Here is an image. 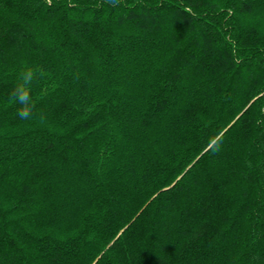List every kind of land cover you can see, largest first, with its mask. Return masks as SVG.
I'll return each mask as SVG.
<instances>
[{"label": "trees", "instance_id": "1", "mask_svg": "<svg viewBox=\"0 0 264 264\" xmlns=\"http://www.w3.org/2000/svg\"><path fill=\"white\" fill-rule=\"evenodd\" d=\"M0 264H264V0H0Z\"/></svg>", "mask_w": 264, "mask_h": 264}, {"label": "clouds", "instance_id": "2", "mask_svg": "<svg viewBox=\"0 0 264 264\" xmlns=\"http://www.w3.org/2000/svg\"><path fill=\"white\" fill-rule=\"evenodd\" d=\"M115 5L118 0H107ZM43 75L42 69L25 65L18 74L16 83L10 93L12 102L18 105L17 115L21 120H30L36 117V102L32 96L34 83ZM38 123L41 126L51 127L44 114L38 115Z\"/></svg>", "mask_w": 264, "mask_h": 264}]
</instances>
